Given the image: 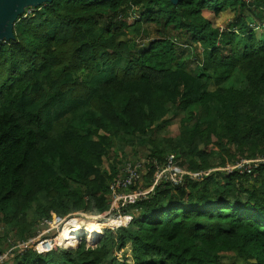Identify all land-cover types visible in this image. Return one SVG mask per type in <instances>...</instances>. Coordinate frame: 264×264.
Listing matches in <instances>:
<instances>
[{
    "label": "trees",
    "instance_id": "trees-1",
    "mask_svg": "<svg viewBox=\"0 0 264 264\" xmlns=\"http://www.w3.org/2000/svg\"><path fill=\"white\" fill-rule=\"evenodd\" d=\"M24 12L0 42V239L106 211L128 149H142L145 186L168 154L190 172L264 155V0H51ZM235 74L244 87L225 85ZM137 206L93 245L14 250L5 264H264V165L160 182Z\"/></svg>",
    "mask_w": 264,
    "mask_h": 264
},
{
    "label": "built area",
    "instance_id": "built-area-1",
    "mask_svg": "<svg viewBox=\"0 0 264 264\" xmlns=\"http://www.w3.org/2000/svg\"><path fill=\"white\" fill-rule=\"evenodd\" d=\"M143 162L144 161L140 159H136L134 162H131V160L130 162H126L125 165H123V168L119 170L117 177L110 182L109 207L106 211L101 213V216L93 215L95 219H103L102 222H98L101 224H99V233L96 240L101 237L104 229L116 230L121 227H126L132 220V212L137 211L138 209V202L147 198L158 183L168 182L172 186H177L182 183L185 178L199 180L213 171H223L227 175L232 173L251 175L261 165H264V155H258L249 159L244 158L229 166L215 168L208 170V172H190L183 170L178 165L173 154H168L165 157V163L156 168L153 178L147 187H142L140 185L142 178L141 172L145 169ZM126 209H128L129 212H126ZM76 213L79 212L71 213L69 215L72 216V214ZM77 220L78 219L76 218H72L65 222V219L59 215H52L49 219H42L36 227L35 234L27 240L19 243L17 246L18 249L15 251L20 254L32 248L40 254H47L58 247L68 249L69 247L67 244L62 241V233L65 230L73 228L74 223H79ZM110 222H115L117 224H109ZM83 235L87 236V234L82 233L79 237H83ZM79 237L77 240H79ZM82 237L80 239H82ZM96 240L94 242L86 243L90 246L93 245ZM6 257L7 255L0 254V264L6 261Z\"/></svg>",
    "mask_w": 264,
    "mask_h": 264
},
{
    "label": "rangeland",
    "instance_id": "rangeland-1",
    "mask_svg": "<svg viewBox=\"0 0 264 264\" xmlns=\"http://www.w3.org/2000/svg\"><path fill=\"white\" fill-rule=\"evenodd\" d=\"M43 3H39L37 5H34L31 1H22L21 2V6H22V9H25V11L27 13H30L31 10H32V7H35V6H39V5H42ZM25 13V12H24ZM132 15V14H131ZM205 15H207V13H205ZM232 14L231 12H224L222 14H220L219 16H216V17H213V21H214V25L218 28H223L226 26V23L229 22L230 18H231ZM134 17H136V15H134ZM130 19L128 18V21ZM131 20H132V17H131ZM99 24L101 26H104L105 25V21L103 19H100L99 20ZM149 35L147 37H144V38H140L141 40H138V47H142L145 45V43L150 40L152 37H155L157 36V34L154 32V30H150L149 31ZM3 42V41H2ZM191 59L190 61H194L193 63H191L192 65L195 64V59L193 57L189 58L188 57H185L184 59ZM226 86H233V87H237V88H242L245 86V82H244V79L243 77L241 76V74H235L232 76V78L225 84ZM179 131V121H178V117L177 118H174V120L172 121L171 124H169L166 129L164 130V132L162 133L163 136H166V137H173L175 136ZM175 157V156H174ZM136 159H142L144 161V159H146L142 153V149L141 150H138V152L135 154V155H132L130 154V150L128 149L127 150V153H124L123 155L120 156V159H119V162L117 163V168L119 167L120 169L123 168V165H125L126 162H134L136 161ZM146 161V160H145ZM106 161H104L105 163ZM105 166H107V163H105ZM216 168H222V167H216ZM119 169V170H120ZM212 169H215L214 167H212ZM212 169H208V170H212ZM145 170L144 169L141 173H142V178H141V183L140 185L142 187H147L145 186L146 184V181L144 180V174H145ZM208 170H205V172H208ZM213 173V172H212ZM56 215V214H54ZM69 215V214H68ZM101 216V214H100ZM111 217V216H110ZM65 219V222H67L69 219H72V218H76L78 219L77 221H79V223H74L73 226L75 227L76 224H79L81 225L82 227L83 226H86L87 224H97L98 222H102L103 219H95L93 215H90V214H85V213H76V214H72V216H65L63 217ZM98 224H101V223H98ZM73 227V228H74ZM67 230H65L63 233H62V236L65 235V232ZM104 231V230H103ZM3 235V234H2ZM82 237V236H81ZM81 237H79V240H76L74 243H72L71 245H67L69 248L68 249H73V248H76L77 245L82 241V240H86V242H89L88 239H87V236L86 235H83L82 239H80ZM28 239V238H27ZM25 239V240H27ZM25 240H18L16 238V233L14 231H10L8 233V235L6 237H4L3 239H0V252L2 254H5L7 255L6 257V262L10 259V254L9 252L11 250H17V246L19 245V243H21L22 241H25ZM98 240V239H97ZM96 240V241H97ZM12 252V251H11ZM123 254L124 256L129 259L130 257V252H129V248L126 247L125 250H123ZM16 255V252L15 254ZM3 264V263H2ZM5 264V262H4Z\"/></svg>",
    "mask_w": 264,
    "mask_h": 264
},
{
    "label": "water",
    "instance_id": "water-1",
    "mask_svg": "<svg viewBox=\"0 0 264 264\" xmlns=\"http://www.w3.org/2000/svg\"><path fill=\"white\" fill-rule=\"evenodd\" d=\"M22 1H31L34 5L51 0H0V42L13 37V23L19 15L24 14ZM176 2L178 0H171Z\"/></svg>",
    "mask_w": 264,
    "mask_h": 264
},
{
    "label": "bare ground",
    "instance_id": "bare-ground-1",
    "mask_svg": "<svg viewBox=\"0 0 264 264\" xmlns=\"http://www.w3.org/2000/svg\"><path fill=\"white\" fill-rule=\"evenodd\" d=\"M109 224H117V223L110 222ZM82 233L87 234V238L89 242L96 240L99 233V224L90 223L83 227L79 224H76L74 228L68 229L65 232V235L62 236V241L67 245H71L78 239L80 235H82Z\"/></svg>",
    "mask_w": 264,
    "mask_h": 264
}]
</instances>
